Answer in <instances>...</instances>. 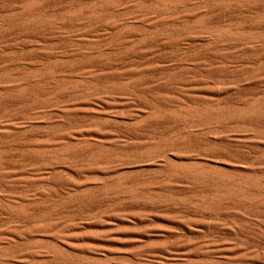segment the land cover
<instances>
[{
  "label": "rangeland",
  "instance_id": "374dc122",
  "mask_svg": "<svg viewBox=\"0 0 264 264\" xmlns=\"http://www.w3.org/2000/svg\"><path fill=\"white\" fill-rule=\"evenodd\" d=\"M169 1L0 0V264H264V0Z\"/></svg>",
  "mask_w": 264,
  "mask_h": 264
},
{
  "label": "bare ground",
  "instance_id": "6f19581e",
  "mask_svg": "<svg viewBox=\"0 0 264 264\" xmlns=\"http://www.w3.org/2000/svg\"><path fill=\"white\" fill-rule=\"evenodd\" d=\"M176 3H177V1L170 2L169 0H157L156 5H158L159 7L163 6L164 8H166L167 6H172L173 4L175 5ZM176 5H178V4H176ZM210 36H212V35H210ZM172 38H174V37H172ZM185 39H187L186 36H185ZM256 113H259V112H256ZM252 114H255V112H252ZM194 116L195 117L197 116V118L200 117V115H194ZM174 117L177 118V119L192 120V118H188L187 119V118H185V116H182L181 114L180 115L179 114L178 115H174ZM192 125H193V123H192ZM210 128H212V127H210ZM189 129L190 128H188V130ZM222 137H220V139ZM216 138H217V136H216ZM224 138H225V136H224ZM37 146H39V145L37 144ZM187 161H190V160H187ZM169 165H171V169L174 172L178 171V172H183V173H187V174H190V175H192L193 172H196V173H199V175H201L200 178L217 177L218 179H221V180H224V181L227 180L226 176L223 175L221 171H210L211 173L210 172H199L198 169L197 168L196 169L193 168V166H189L188 164H182V163L178 164V163H175V162H170ZM219 172H221V173H219ZM247 172H253V170L252 169L251 170H247ZM213 175H215V176H213ZM248 186H249V184L247 182H242V183L238 182L235 185H229L225 190H221V191L217 190L216 199H217V201L221 200V199H231V198H234V197L239 198V199H243V200H247V201H255L256 199L257 200L258 199H264L263 196L256 197V196H253V195L250 194L252 192L248 193V191H247L248 190ZM109 191H111V189H109L108 192ZM126 195H129V197L134 198V199L139 197L136 193H133V192H129ZM144 200L146 202L147 201L148 202L152 201V202H158V203H162V202L169 203L170 201H176V199H174L170 195H168V196L158 195V196L153 197V198L152 197L144 198ZM200 200H201V203H205L206 202L205 198L204 199L201 198ZM176 205L181 206V209H179V210L176 209L177 210L176 212H178V213H186V211L189 210L188 208L197 209L198 207L202 206L199 203L194 204L191 200H188V199L187 200L186 199L182 200V201H180V204H176ZM19 210H20V212H22V214L23 213L25 214L26 211H27V210L25 211V209H22V210L19 209ZM56 224L57 223H55V224H47V225H40V226H33V227H30L27 230L21 231L18 235L21 236V237H24V236H30L32 234H38L40 236H43L44 238H48V239H50L52 241L54 240V242H56V241H58L59 235H61V233H63L62 232L63 230L58 229L57 228L58 226ZM190 255L192 257H194L195 259L187 261L184 258H182L181 260H173L171 262H168L167 264H216V263H212V262H210L208 260V258L212 257V256H210V252H203L202 250L199 249V250L193 251L192 253H190ZM134 256L135 255H133L132 257H134ZM63 257H65V256L59 250H57L55 248H45V249H42V250H34V251L30 250L24 256V260L21 261L19 264H42V263L38 262L41 259L42 260L49 259V258L50 259H57V258H63ZM241 259L242 258H238V259L235 260V262L240 264V263L243 262V260H241ZM76 264H79V263H76ZM82 264H132V263L128 262L127 260L117 261V260H113V259L102 258V259H89V261L84 260Z\"/></svg>",
  "mask_w": 264,
  "mask_h": 264
}]
</instances>
